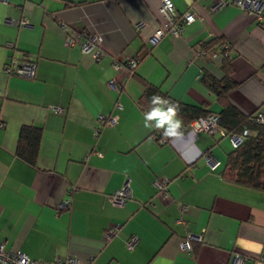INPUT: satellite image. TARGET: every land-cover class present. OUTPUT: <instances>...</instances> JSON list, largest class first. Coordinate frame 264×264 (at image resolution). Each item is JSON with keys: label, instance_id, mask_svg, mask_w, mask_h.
I'll return each instance as SVG.
<instances>
[{"label": "crops", "instance_id": "0c3cea01", "mask_svg": "<svg viewBox=\"0 0 264 264\" xmlns=\"http://www.w3.org/2000/svg\"><path fill=\"white\" fill-rule=\"evenodd\" d=\"M161 1L0 0V241L6 249L60 264H264V190L220 176L234 147L229 136L187 130L183 118L178 135L163 136L144 127L149 108L139 102L150 84L217 115L220 105L201 77H220L222 47L205 50L201 43L221 38L237 83L228 101L243 114L264 113L258 19L264 0L244 7L222 0L217 8L219 0H169L178 24L185 12L196 18L178 35L167 32L150 44L165 18ZM83 32L101 36L97 57L79 41L65 43ZM130 58L137 59L133 70ZM12 59L35 62L34 76L6 73ZM99 116L116 120L100 124ZM23 125L41 129L35 165L15 153ZM207 152L219 161L214 169ZM126 177L131 194L113 205L109 195ZM163 177L165 198L152 183ZM115 223L119 228L105 238Z\"/></svg>", "mask_w": 264, "mask_h": 264}, {"label": "trees", "instance_id": "16d2710c", "mask_svg": "<svg viewBox=\"0 0 264 264\" xmlns=\"http://www.w3.org/2000/svg\"><path fill=\"white\" fill-rule=\"evenodd\" d=\"M221 38H213L208 42L201 43L205 50L222 47L223 62L220 77L210 73H203L201 82L214 94L220 105L217 113V122L225 133L241 134L244 129L250 130V134L244 136L243 140L227 154L220 176L229 181L246 187L264 190V122L255 119V114H243L228 99L227 94L237 83L231 78V62L228 46ZM133 70V69H132ZM154 94L176 102L180 106L179 116L184 119L186 125L198 116L211 113L206 109L192 104H185L169 97L157 87L145 84L144 92L139 99L140 104L150 107V100ZM41 129L32 125H23L19 130L16 155L29 163L35 165L37 161Z\"/></svg>", "mask_w": 264, "mask_h": 264}, {"label": "built area", "instance_id": "2783aa9c", "mask_svg": "<svg viewBox=\"0 0 264 264\" xmlns=\"http://www.w3.org/2000/svg\"><path fill=\"white\" fill-rule=\"evenodd\" d=\"M236 3L241 6L247 5V3H250L249 0H236ZM223 4L222 0L217 1L215 3V8L220 7ZM252 4V2H251ZM159 12L165 17L163 22L160 24V26L156 29V31L153 33L152 37L150 38V44H155L156 41L164 34V33H171L174 35H178L181 31L182 27L186 24H190L193 22L196 18L195 13L192 12H185L183 14L182 22L179 24L176 22L175 12L173 9V4L169 0H162L161 5L159 7ZM259 22L264 25V17H259ZM24 24L27 22L26 19L22 21ZM84 38H81L78 34H72L69 36H66L64 41L66 44H72L76 41L80 42V46L82 51L84 52H91L94 57H97L98 50L95 49L96 46L99 45L101 36L98 34H87L83 32ZM137 65V59L130 58L127 62V67L132 70ZM115 68L119 67V64L115 63L113 65ZM5 72L8 74H16L19 76L24 77H33L35 72V62L29 61L26 59H12L9 63L5 65L4 68ZM255 119L259 122H264V113L256 112ZM116 120V116H109L108 118H104L102 116H99V123L102 124L104 122L113 123ZM185 129L187 130H193V131H203L207 132L209 134H219V135H227L225 133V130L221 128L217 122V115L213 113H208L206 115L198 116L190 123L185 125ZM250 130L244 129L241 134H232L229 135V138L232 142V145L236 147L240 142L243 140L244 136L247 134H250ZM161 142L164 140L161 139ZM204 159L209 165L211 169H214L219 161L215 160L214 157L211 155L210 152L204 153ZM153 185L156 188L157 194L160 197H167V184L168 179L163 177L160 179H154L152 181ZM130 179L129 177H126L123 181L121 187L117 189L114 193L109 195V201L113 205H122L126 198L131 194L130 192ZM69 204V198L65 199L61 206L67 207ZM119 228V223H115L111 225L108 229L104 231V237L109 238L112 236L117 229ZM191 236V234H190ZM137 242V237L135 235H132L129 237L128 241L126 242L127 247H133L134 244ZM181 245L184 248H188V242L187 240L182 241ZM240 260V259H239ZM74 260L69 258L68 262H73ZM0 264H60L58 259H55L54 261H45V262H39L37 259L31 258L25 253L19 251V250H13V249H6L4 242L0 241Z\"/></svg>", "mask_w": 264, "mask_h": 264}, {"label": "clouds", "instance_id": "9594fccd", "mask_svg": "<svg viewBox=\"0 0 264 264\" xmlns=\"http://www.w3.org/2000/svg\"><path fill=\"white\" fill-rule=\"evenodd\" d=\"M179 112L180 106L176 102L154 94L150 100L149 110L143 113L144 127L150 130H162L163 136H176L182 125Z\"/></svg>", "mask_w": 264, "mask_h": 264}]
</instances>
